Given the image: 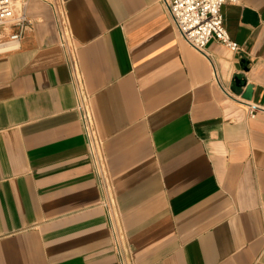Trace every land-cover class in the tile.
Returning a JSON list of instances; mask_svg holds the SVG:
<instances>
[{
  "label": "crops",
  "instance_id": "obj_1",
  "mask_svg": "<svg viewBox=\"0 0 264 264\" xmlns=\"http://www.w3.org/2000/svg\"><path fill=\"white\" fill-rule=\"evenodd\" d=\"M14 3L30 22L0 51V264H118L112 230L131 264H264V0L224 3L240 49L211 40L206 54L159 0Z\"/></svg>",
  "mask_w": 264,
  "mask_h": 264
},
{
  "label": "built area",
  "instance_id": "obj_2",
  "mask_svg": "<svg viewBox=\"0 0 264 264\" xmlns=\"http://www.w3.org/2000/svg\"><path fill=\"white\" fill-rule=\"evenodd\" d=\"M166 8L171 22L178 34L196 51L206 54V48L211 40H216L223 47L238 51L239 44L233 40L223 23L221 7L226 2L235 0H159ZM14 0H0V25L10 22L14 15ZM59 26V38L62 45H69V30L65 12L59 11L57 14ZM30 20L21 13L10 23L16 25L17 29L9 34L8 40L4 42L12 43L13 47L22 37L25 27ZM9 48V49H11ZM8 50V49H6ZM77 104L76 109L79 113V120L82 127L85 144L87 147L93 171L100 185L108 188V175L106 170L107 160L102 152V140L97 132L93 110L90 104L88 93L85 91L81 80L75 79ZM226 91V90H225ZM247 114L254 116L261 108L255 103H245ZM107 206V204H106ZM108 220L113 228V218L110 210L107 211ZM114 229V228H113ZM264 234V232H263ZM112 237L118 247V264H131L128 257L120 249L118 235L112 230Z\"/></svg>",
  "mask_w": 264,
  "mask_h": 264
},
{
  "label": "rangeland",
  "instance_id": "obj_3",
  "mask_svg": "<svg viewBox=\"0 0 264 264\" xmlns=\"http://www.w3.org/2000/svg\"><path fill=\"white\" fill-rule=\"evenodd\" d=\"M14 10H15V7H14ZM17 16V14L14 12V15L10 18V22L11 20H13V18H15ZM10 22L6 23V24H3V25H0V41H6L8 40V37H6V34L9 32V24Z\"/></svg>",
  "mask_w": 264,
  "mask_h": 264
},
{
  "label": "water",
  "instance_id": "obj_4",
  "mask_svg": "<svg viewBox=\"0 0 264 264\" xmlns=\"http://www.w3.org/2000/svg\"><path fill=\"white\" fill-rule=\"evenodd\" d=\"M235 80L237 82H241L243 79L241 77L235 76ZM242 97L245 98V99H250L251 98V86L249 84L246 85L245 90L242 93Z\"/></svg>",
  "mask_w": 264,
  "mask_h": 264
},
{
  "label": "bare ground",
  "instance_id": "obj_5",
  "mask_svg": "<svg viewBox=\"0 0 264 264\" xmlns=\"http://www.w3.org/2000/svg\"><path fill=\"white\" fill-rule=\"evenodd\" d=\"M13 46L12 43L0 41V51L9 49Z\"/></svg>",
  "mask_w": 264,
  "mask_h": 264
}]
</instances>
